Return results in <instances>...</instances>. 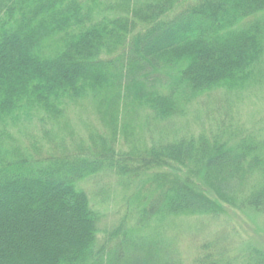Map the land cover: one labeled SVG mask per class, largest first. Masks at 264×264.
<instances>
[{"label": "trees", "instance_id": "1", "mask_svg": "<svg viewBox=\"0 0 264 264\" xmlns=\"http://www.w3.org/2000/svg\"><path fill=\"white\" fill-rule=\"evenodd\" d=\"M263 94L264 0H0V264H180L177 219L264 218V122L231 112ZM73 113L97 128L67 145ZM105 175L125 212L102 229Z\"/></svg>", "mask_w": 264, "mask_h": 264}, {"label": "rangeland", "instance_id": "2", "mask_svg": "<svg viewBox=\"0 0 264 264\" xmlns=\"http://www.w3.org/2000/svg\"><path fill=\"white\" fill-rule=\"evenodd\" d=\"M231 112L239 123H244V128L253 129L256 121L264 122V97L242 99L240 103L233 106ZM85 117L89 123L92 122L95 125L91 115L73 113L68 116V121L69 118L71 119L69 132H73L74 136H64L67 145H71L73 140L77 143L87 138L88 132L84 130ZM95 126L97 128V125ZM141 132L142 137L145 138V131L141 130ZM56 133H59L58 129H54V134ZM32 134L37 135L38 139L42 137V132L38 133L37 130L32 131ZM83 189L91 197L94 208L104 215L100 222L102 229L114 222V215L120 218L124 214L125 211L121 208L123 204L120 203V195H124L122 188L109 175L97 181H91L84 185ZM224 211L225 213L218 217L206 215L181 217L164 229L163 236L174 242L175 258L180 260V264H197L199 250L205 245L209 246L207 250L209 252L211 249L215 250L213 253L222 249L225 253L231 254L236 264H242L244 254L239 252L248 244L264 250V218H254L225 206ZM174 244L171 243V245Z\"/></svg>", "mask_w": 264, "mask_h": 264}]
</instances>
